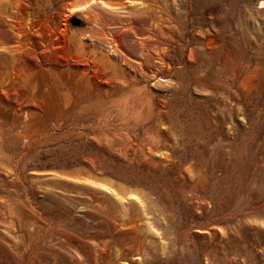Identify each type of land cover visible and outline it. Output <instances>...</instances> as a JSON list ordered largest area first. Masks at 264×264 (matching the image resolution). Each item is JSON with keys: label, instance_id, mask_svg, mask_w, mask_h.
I'll return each instance as SVG.
<instances>
[{"label": "rangeland", "instance_id": "obj_1", "mask_svg": "<svg viewBox=\"0 0 264 264\" xmlns=\"http://www.w3.org/2000/svg\"><path fill=\"white\" fill-rule=\"evenodd\" d=\"M116 2L0 69V264H264V0H187L184 35L130 34L127 61L170 71L131 89L93 59L136 0Z\"/></svg>", "mask_w": 264, "mask_h": 264}, {"label": "bare ground", "instance_id": "obj_2", "mask_svg": "<svg viewBox=\"0 0 264 264\" xmlns=\"http://www.w3.org/2000/svg\"><path fill=\"white\" fill-rule=\"evenodd\" d=\"M99 1L100 3L87 5L88 2L85 0H0V17H6L7 20L10 21L8 25L12 27V30L15 33L14 43L17 46L15 49H8L7 47L4 48V58H1L0 60V69L3 70L2 75H4L10 69H13L16 73H18L20 68L28 65L24 58V56L27 55L24 47L31 48L33 43V33H36L38 37L43 36L45 32L52 34L51 23L54 22L55 18H59L61 15L68 13V16L72 19L78 16L79 8L84 4L87 6L86 11L88 14H93L99 9L105 11L104 9L110 8H113L111 13L115 14V12L118 11L117 8L120 6V4H117L116 2L117 0H96V2ZM159 1H162V6L155 7L154 3L156 0H136L135 4L126 11L127 15L124 20L125 27L123 30H117V33L114 31V37L109 39L112 46H108V49L110 48L108 55L104 54L100 50L94 49L93 59L96 60L95 63L100 71L102 73L108 74V76L114 80L124 81L127 83L128 89H131L134 86L135 80H137L136 74L134 73L137 70L141 73V75H139V79L135 85L146 81L150 76L152 79H159L155 85L161 87L165 82H167L164 79L166 75L170 74V71L168 73V71H165L160 67L158 69L152 70L150 57L147 55H144V57L140 58V61L135 63L127 61V53H130L127 39L130 37V34L144 36L145 29H149L151 32H153L155 42L158 43V41L161 40H164L163 42H165V40L169 41L170 39H173L171 37H174L176 32L184 35V31L186 30V25L188 24L187 22L189 20L190 14L187 8V0ZM169 4L171 6L167 7ZM261 4L263 5L264 2ZM183 18L186 21L185 25H180L182 24L181 20ZM169 21L175 26L174 29L169 27ZM164 25L165 28L163 27ZM115 26L117 27L116 29H118L119 26L116 24ZM166 27L168 29H166ZM206 29L207 33L205 32V38L209 39L212 36L213 31L211 28ZM101 31H104V27L102 28L100 25L97 28H93V30L89 32L90 40L94 41L95 38H99ZM177 40L180 42L181 46V38ZM52 43L53 37L46 35L45 44L48 45ZM150 43L151 42L149 39H143V48H147ZM214 51L217 52L220 51V49L217 48L216 50L214 49ZM158 56L162 64V54ZM217 58V61H219L220 56H217ZM117 59L123 60L125 62V66L119 65L116 62ZM44 71V69H41L37 73V78H40L42 75H44ZM83 99L88 101L92 100L90 96H85ZM124 100L126 104H135L137 101H139L138 98L137 100Z\"/></svg>", "mask_w": 264, "mask_h": 264}]
</instances>
